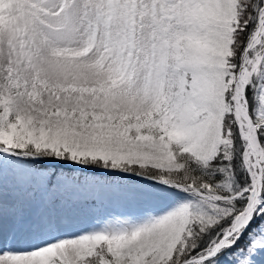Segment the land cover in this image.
<instances>
[{
  "label": "snow or ice",
  "instance_id": "1",
  "mask_svg": "<svg viewBox=\"0 0 264 264\" xmlns=\"http://www.w3.org/2000/svg\"><path fill=\"white\" fill-rule=\"evenodd\" d=\"M0 264H264V0H0Z\"/></svg>",
  "mask_w": 264,
  "mask_h": 264
}]
</instances>
